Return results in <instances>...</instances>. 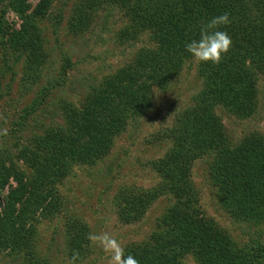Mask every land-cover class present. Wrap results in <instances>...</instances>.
Returning a JSON list of instances; mask_svg holds the SVG:
<instances>
[{
    "label": "rangeland",
    "instance_id": "obj_1",
    "mask_svg": "<svg viewBox=\"0 0 264 264\" xmlns=\"http://www.w3.org/2000/svg\"><path fill=\"white\" fill-rule=\"evenodd\" d=\"M41 1L0 0V132L7 130V135H0V162H12L14 168L25 166L27 155L22 151L33 150L49 131H73L71 114L87 106L107 76L142 50L158 46L151 25L111 1L85 7L89 0H49L46 13L37 16L33 31L26 33L24 16L33 17ZM207 83L203 62L189 53L168 87L155 88L151 111L130 121L109 154L94 165L79 164L56 185L59 204L32 219L30 248L35 259L70 264L78 251L76 264H110L109 255L86 238L90 232L110 233L125 255L130 244L148 242L175 199L164 193L146 207L142 218L124 224L119 219L120 187L138 191L163 185L156 164L174 146L178 117L199 106ZM214 113L224 126L229 150L254 136L264 138V73L258 77L254 107L248 113L224 105H216ZM214 155H203L191 169L204 216L227 236L240 264H264V218L235 217L222 205L210 181ZM10 184L16 182L11 179ZM28 251L2 248L0 264H25ZM183 264L206 263L189 254Z\"/></svg>",
    "mask_w": 264,
    "mask_h": 264
},
{
    "label": "trees",
    "instance_id": "obj_2",
    "mask_svg": "<svg viewBox=\"0 0 264 264\" xmlns=\"http://www.w3.org/2000/svg\"><path fill=\"white\" fill-rule=\"evenodd\" d=\"M48 1L39 3L33 17L24 16L26 33L33 31L35 18L46 13ZM98 1L123 4L151 25L158 46L142 50L134 61L107 76L87 106L69 115L73 131L52 130L39 138L33 150L22 151L27 155L25 166L0 162V249H29L24 263L42 264L30 248L32 219L59 204L56 185L79 164L94 165L110 153L130 121L151 111L155 88L165 89L179 74L189 57L185 43L199 39L202 24L227 12L232 22L220 30L231 36L232 46L219 64L203 62L208 90L199 106L177 119L174 146L156 164L163 185L138 191L121 186L119 219L124 224L137 221L148 205L167 193L175 204L148 242L130 244L126 255L139 264H183L189 254L206 264H240L230 240L204 216L191 169L203 155L215 153L210 181L222 205L235 217L264 218V138L254 136L229 150L224 126L214 113L216 105L240 114L254 107L258 77L264 73V0H89L85 7Z\"/></svg>",
    "mask_w": 264,
    "mask_h": 264
},
{
    "label": "clouds",
    "instance_id": "obj_3",
    "mask_svg": "<svg viewBox=\"0 0 264 264\" xmlns=\"http://www.w3.org/2000/svg\"><path fill=\"white\" fill-rule=\"evenodd\" d=\"M231 22L230 13L227 12L212 17L207 23L201 25L199 39L185 43V50L197 61L219 64L233 43L231 36L220 28ZM0 135H7V130L4 129ZM86 238L93 246L100 247L109 255L110 264H139L134 256L125 255L120 243L108 232H90ZM78 259L79 252L74 251L70 264H76Z\"/></svg>",
    "mask_w": 264,
    "mask_h": 264
}]
</instances>
